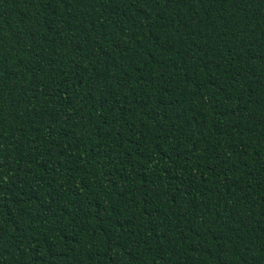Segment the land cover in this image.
I'll return each instance as SVG.
<instances>
[{
  "label": "trees",
  "instance_id": "trees-1",
  "mask_svg": "<svg viewBox=\"0 0 264 264\" xmlns=\"http://www.w3.org/2000/svg\"><path fill=\"white\" fill-rule=\"evenodd\" d=\"M0 264H264V0H0Z\"/></svg>",
  "mask_w": 264,
  "mask_h": 264
}]
</instances>
